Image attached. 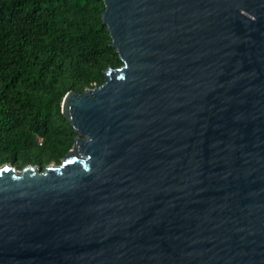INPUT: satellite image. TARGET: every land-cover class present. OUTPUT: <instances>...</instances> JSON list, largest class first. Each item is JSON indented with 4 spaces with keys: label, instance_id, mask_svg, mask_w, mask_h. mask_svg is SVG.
I'll list each match as a JSON object with an SVG mask.
<instances>
[{
    "label": "water",
    "instance_id": "1",
    "mask_svg": "<svg viewBox=\"0 0 264 264\" xmlns=\"http://www.w3.org/2000/svg\"><path fill=\"white\" fill-rule=\"evenodd\" d=\"M103 3L121 65L0 165V264H264V0Z\"/></svg>",
    "mask_w": 264,
    "mask_h": 264
},
{
    "label": "trees",
    "instance_id": "2",
    "mask_svg": "<svg viewBox=\"0 0 264 264\" xmlns=\"http://www.w3.org/2000/svg\"><path fill=\"white\" fill-rule=\"evenodd\" d=\"M104 9L103 0H0V165L45 168L71 149L63 97L121 65Z\"/></svg>",
    "mask_w": 264,
    "mask_h": 264
},
{
    "label": "rangeland",
    "instance_id": "3",
    "mask_svg": "<svg viewBox=\"0 0 264 264\" xmlns=\"http://www.w3.org/2000/svg\"><path fill=\"white\" fill-rule=\"evenodd\" d=\"M39 141H41V140H39ZM50 164H52V163H50ZM21 168H22V167H21ZM21 168H20V169H21Z\"/></svg>",
    "mask_w": 264,
    "mask_h": 264
}]
</instances>
